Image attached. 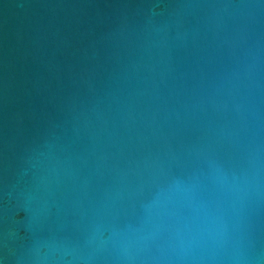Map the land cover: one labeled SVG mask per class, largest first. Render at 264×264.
I'll return each instance as SVG.
<instances>
[{
	"label": "water",
	"instance_id": "water-1",
	"mask_svg": "<svg viewBox=\"0 0 264 264\" xmlns=\"http://www.w3.org/2000/svg\"><path fill=\"white\" fill-rule=\"evenodd\" d=\"M0 264H264V0H0Z\"/></svg>",
	"mask_w": 264,
	"mask_h": 264
}]
</instances>
